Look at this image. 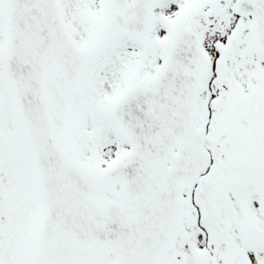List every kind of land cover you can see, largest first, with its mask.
<instances>
[{
  "label": "snow or ice",
  "instance_id": "1",
  "mask_svg": "<svg viewBox=\"0 0 264 264\" xmlns=\"http://www.w3.org/2000/svg\"><path fill=\"white\" fill-rule=\"evenodd\" d=\"M0 264H264V0H0Z\"/></svg>",
  "mask_w": 264,
  "mask_h": 264
}]
</instances>
